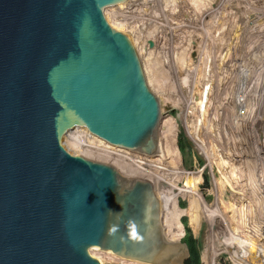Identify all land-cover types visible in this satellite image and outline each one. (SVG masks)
<instances>
[{"label": "water", "instance_id": "obj_1", "mask_svg": "<svg viewBox=\"0 0 264 264\" xmlns=\"http://www.w3.org/2000/svg\"><path fill=\"white\" fill-rule=\"evenodd\" d=\"M169 2L0 0V264H186L153 83Z\"/></svg>", "mask_w": 264, "mask_h": 264}, {"label": "rangeland", "instance_id": "obj_2", "mask_svg": "<svg viewBox=\"0 0 264 264\" xmlns=\"http://www.w3.org/2000/svg\"><path fill=\"white\" fill-rule=\"evenodd\" d=\"M202 1L199 3L198 0H170L167 9L169 11L166 10L164 12L163 25L159 30L156 67L153 76L154 90H156L155 92L158 94L161 103L162 123L166 129L169 119L172 118L178 130L177 145L182 174L176 183L177 190L181 192L178 196L176 195V204L179 209L186 211V215L179 220L185 230V235L181 240L185 242L189 239H196L199 242L203 264H237L238 262L239 264H264V218L262 217L264 209L256 208L258 204L264 203V138L262 137L264 131V0H215L216 2L214 1V4L210 5L211 7L207 9L204 16L203 9L198 6L201 5L204 8L205 1ZM241 4L244 6L250 5L252 12L248 13L246 10H241ZM232 5H235L234 8ZM229 6L232 7V10ZM246 7L248 8V6ZM220 18L222 19L220 20ZM240 33L245 37V44H236L237 36ZM163 35L165 36L162 37ZM242 39L244 38L240 37L239 40ZM222 46H224L223 52L221 50ZM234 47L236 50L237 47H240L237 51L238 53L235 52ZM231 48L233 49L232 51ZM252 49L255 51L254 53ZM234 52L236 56H239L237 59L239 63L234 61V59L233 61L231 60ZM251 54H256V59L250 60L251 65L247 61L243 62L248 60L249 56L251 58ZM243 63L246 65H243ZM237 64L240 65L237 67ZM244 69L247 70L246 74H244L246 72ZM172 70L175 72L179 71L178 79H170L169 72H172ZM185 70L188 72V80L186 82L182 78ZM239 72L241 73L240 77H238ZM235 79H238V83ZM230 82L234 83L238 88H235V90L228 89L227 84ZM202 83L206 84L204 95L207 93L209 100L213 102L209 101L212 104V109L210 111L211 115L207 118H205L207 111L204 106L208 105L209 107L211 104L209 105L208 102L206 105H200L202 98H192L196 90L195 85H201ZM203 88L204 86H202ZM160 91H162V95ZM196 94H198V91ZM200 94L202 96L203 93L200 91ZM200 94H198V97H201ZM220 98H224L223 107L221 106L222 100L220 101ZM259 98L262 99L259 101ZM188 101L193 105H189ZM203 101H206V97ZM218 101L219 104H217ZM236 101L239 102V106ZM244 105L247 107H244ZM229 111H233V115H235L229 117L231 116L228 114ZM219 116L223 118L219 119L220 124L217 121ZM232 119H235V122ZM200 120L205 124H203L204 134L202 133V137L207 140L211 138L208 140L210 144L213 142L214 145V142L222 141V139L224 141L227 140L225 131L230 129L226 125L228 124L227 122L231 123V128H235L233 130L241 134V136L240 134L238 136L237 133H234L236 138L234 135L228 134V136H234L232 138L235 141L231 140V138H229L231 141L227 140L230 144H227V149L229 148L228 155H220L221 158L210 151L211 157L208 158V153H204V150L202 149V151L201 147L190 138L189 130L192 132L195 129L202 131ZM245 122L246 124L248 123V126H245ZM246 129L251 131L252 139L247 138ZM223 130L225 131L223 132ZM221 133H225V136ZM209 143L207 148H212L213 145L211 146ZM245 146L248 147L245 148ZM245 151L248 153H245ZM230 155L233 156L231 157ZM239 156L240 158H238ZM256 157L258 158L254 159ZM224 158L227 161L224 162ZM219 160L222 162L221 168H218L217 163ZM256 179L258 180L257 182H255ZM255 186L260 191L259 196L255 193ZM226 187L234 188V190L227 192L225 190ZM217 188L221 189L218 193L219 196L216 194ZM226 193L227 196L224 201H229V197L232 196L236 206L243 213V218L240 222L235 223L243 236L236 241V244L241 247L234 250L233 253L227 252L225 247L223 248L214 242L211 236L226 213V208L221 202L220 196ZM261 207L264 208V206ZM241 223L244 226L243 228H240Z\"/></svg>", "mask_w": 264, "mask_h": 264}, {"label": "bare ground", "instance_id": "obj_3", "mask_svg": "<svg viewBox=\"0 0 264 264\" xmlns=\"http://www.w3.org/2000/svg\"><path fill=\"white\" fill-rule=\"evenodd\" d=\"M202 0H198V2L200 3ZM229 1V0H228ZM202 2H204V1H202ZM216 2V1H215ZM218 2V1H217ZM225 2H227V1H225ZM224 3V2H223ZM222 3V4H223ZM169 4H170V2H169ZM202 4V3H201ZM204 4V3H203ZM214 4V3H213ZM217 4V3H216ZM222 4H221V6H222ZM245 4V3H244ZM251 4V3H250ZM228 5V4H227ZM197 6V5H196ZM198 6H200L201 7V9H203V16L205 15V12H207V9L209 8V7H211L212 6V4H211V6H209L208 8H206V9H204L205 8V6H204V8H202L203 6H201V5H198ZM233 6V5H232ZM235 6V5H234ZM234 6H233V8H234ZM240 6V5H239ZM246 6H248V8L246 7ZM250 5H242L241 4V10H246L248 13H251L252 12V8L251 7H249ZM224 7H225V5H224ZM230 7V6H229ZM221 8H223V7H221ZM220 8V9H221ZM232 7H230V9H231ZM197 9H199V8H197ZM200 9V10H201ZM228 9V8H227ZM191 10V9H190ZM199 10V11H200ZM225 10V9H224ZM232 10V9H231ZM167 11H169V10H167ZM193 11V10H192ZM198 11V12H199ZM235 11V10H234ZM197 12V11H196ZM226 12V11H225ZM237 12H238V10H237ZM167 14H168V12H167ZM199 14V13H198ZM219 15V14H218ZM202 16V17H203ZM214 16V15H213ZM212 16V17H213ZM186 17H187V15H186ZM192 17V16H191ZM201 17V16H200ZM207 17V16H206ZM198 18V17H197ZM223 18V17H222ZM222 18H220V20L222 19ZM194 19H195V17H194ZM193 19V20H194ZM209 19V18H208ZM200 20V19H199ZM201 21V20H200ZM204 23V22H203ZM209 24H211V23H209ZM213 24V23H212ZM163 25V24H162ZM182 25V24H181ZM189 25V24H188ZM187 25V26H188ZM192 26V25H191ZM195 26V25H194ZM203 26V25H202ZM217 26V25H216ZM182 27V26H181ZM183 28H184V26H183ZM186 28V27H185ZM208 28V27H207ZM181 29V28H180ZM188 31H189V29H187ZM205 30V29H204ZM249 30V29H248ZM181 31V30H180ZM187 33V32H186ZM183 34V33H182ZM184 34H185V32H184ZM206 34H207V31H206ZM210 34H211V32H210ZM209 34V35H210ZM242 34L240 33V35L239 36H237L238 38H237V41H236V44L237 43H241V44H243L244 43V40H245V37H244V35H242ZM165 35H163L162 37H164ZM184 36H186V35H184ZM240 37L241 38H244V39H242V40H239L240 39ZM190 38V37H189ZM186 39V38H185ZM248 41V40H247ZM224 42V41H223ZM164 43V42H163ZM207 43H209L208 41H207ZM235 43V42H234ZM248 43H250V42H248ZM229 44V43H228ZM245 44V43H244ZM247 45V44H246ZM250 45V44H249ZM227 46H229V45H227ZM223 47L224 46H222V48H221V50L223 49ZM235 48V47H234ZM242 48V47H241ZM182 49H183V47H182ZM238 49H240V47H237V50H236V48L234 49V50H236L235 52L236 53H238L237 51H238ZM254 49V48H253ZM253 49H252V52L254 53L255 51H253ZM179 50V49H178ZM177 50V51H178ZM181 50V49H180ZM233 49L231 48V51H232ZM248 50V49H247ZM182 51V50H181ZM245 51V50H244ZM250 51V50H249ZM261 51V50H260ZM179 52V51H178ZM221 52V51H220ZM222 52H223V50H222ZM234 52V54H233V56H232V61H233V59H234V61H237V59H238V57L239 56H236V53ZM243 52V51H242ZM246 52H248V51H246ZM245 52V53H246ZM256 52H258V51H256ZM232 53V52H231ZM230 53V54H231ZM241 54H243V53H241ZM179 55V54H178ZM247 55V54H246ZM245 55V56H246ZM252 56H251V58H250V56H249V58H248V60H245V58H243L245 61H243V62H248V63H250V60H254V59H256V54H251ZM177 56V55H176ZM180 57V56H179ZM230 57V56H229ZM243 57H244V55H243ZM242 59V58H241ZM179 60V59H178ZM239 61V60H238ZM237 61V62H238ZM241 61V60H240ZM256 61V60H255ZM191 62V61H190ZM189 62V63H190ZM173 63V62H172ZM189 63H187V64H189ZM236 63V62H235ZM239 63V62H238ZM245 63H243V65H244ZM170 65V64H169ZM174 65L176 66V64L174 63ZM240 65V64H239ZM238 64H237V67L239 66ZM246 65V64H245ZM249 65H251V63L249 64ZM188 66V65H187ZM194 66V65H193ZM252 67V66H251ZM167 68H169V67H167ZM246 68V67H245ZM235 69V68H234ZM237 69V68H236ZM248 69V68H247ZM251 69V68H250ZM192 70V69H191ZM206 70V69H205ZM209 70V69H208ZM207 70V71H208ZM206 71V72H207ZM211 71V70H210ZM244 71H246V72H244V74H246L247 73V70L246 69H244ZM159 72V71H158ZM178 73H179V71H177V72H175L174 70H172V72H169V76H170V79H176L177 77H178ZM250 74V73H249ZM184 77H182V78H184L185 79V82L188 80V72H187V70H185L184 71ZM157 76V75H156ZM241 76V73L239 72V75H238V77H240ZM247 76V75H246ZM264 76V75H263ZM187 77V78H186ZM179 78V77H178ZM177 78V79H178ZM249 79V78H248ZM168 80V79H167ZM236 80V82L238 81V79H235ZM182 82V81H181ZM231 83V82H230ZM230 83L229 84H227V87H228V89H234L235 90V88H238L237 86H235V84L234 83H231V85H230ZM238 83V82H237ZM168 84V83H167ZM177 84V83H176ZM196 84V83H195ZM203 84V83H202ZM195 85L196 86V90L194 91L195 92V94H194V97H192V98H195V97H197V99L198 98H202V102L200 101V99H199V101L201 102V103H199L200 105H206V103H208L210 100V98H208V96H207V93L204 95V90L206 89L205 88V86H206V84H203V85ZM162 85V84H161ZM182 85V84H181ZM184 85H185V83H184ZM189 85V84H188ZM176 86V85H175ZM202 86H204V88L202 89ZM162 87V86H161ZM166 87H167V85H166ZM182 87V86H181ZM155 88V87H154ZM195 88V87H194ZM167 89V88H166ZM170 90V89H169ZM156 91V90H155ZM163 91V90H162ZM162 91H160V94L162 93ZM177 91V90H176ZM182 91V90H181ZM198 91V94H200V91L203 93L202 94V96H201V94H200V96L201 97H198V94H196V92ZM183 92V91H182ZM256 92V91H255ZM164 93V92H163ZM162 95V94H161ZM188 95V94H187ZM206 97V101L204 102L203 100H204V98ZM187 99V98H186ZM196 99V100H197ZM208 99V100H207ZM215 99V98H214ZM224 99V98H223ZM223 99H221L220 98V101L222 100V102H221V106H222V103H224L223 102ZM238 99V98H237ZM240 99V98H239ZM262 98H259V101L261 100ZM190 100V99H189ZM195 100V101H196ZM264 100V99H263ZM168 101H169V99H168ZM172 101V100H171ZM170 101V102H171ZM194 101V102H195ZM216 101V100H215ZM238 101V100H237ZM236 101V102H237ZM189 102V101H188ZM211 102V101H210ZM209 102V105L211 104V103H213V102H211L210 103ZM247 102V101H246ZM186 103V102H185ZM238 103L239 102H237V105H238ZM179 104V103H178ZM187 104V103H186ZM189 105H193L192 103H188ZM187 104V105H188ZM216 104V103H215ZM217 104H219V101L217 102ZM177 105V104H176ZM226 105V104H225ZM233 105H234V102H233ZM236 105V106H237ZM243 105V104H242ZM247 105V104H246ZM173 106V105H172ZM219 106V105H218ZM231 106V105H230ZM235 106V105H234ZM239 106V105H238ZM259 106V105H258ZM264 106V105H263ZM205 107V109H206V111H207V114H205L206 116H205V118H207L208 116H210L211 114H210V111H211V107H212V104L208 107V105L207 106H204ZM223 107V106H222ZM233 107V106H232ZM244 107H247V106H245L244 105ZM261 107V106H260ZM208 108V109H207ZM216 108H217V106H216ZM234 108V107H233ZM236 108V107H235ZM238 108V107H237ZM240 108V107H239ZM251 108V107H250ZM257 108H259V107H257ZM264 108V107H263ZM262 108V109H263ZM222 109V108H221ZM224 109V108H223ZM228 109V108H227ZM231 109V108H230ZM244 109V108H243ZM261 109V108H260ZM217 110V109H216ZM226 110V109H225ZM229 110V109H228ZM248 110V109H247ZM182 111V110H181ZM218 111V110H217ZM240 111V110H239ZM224 112V111H223ZM222 112V113H223ZM244 112V111H243ZM219 113V112H218ZM233 111H229V115H231V116H229V117H232V115H233ZM237 113H238V111H237ZM239 113H241V112H239ZM247 113V112H246ZM250 113V112H249ZM217 114V113H216ZM224 114H226V113H224ZM224 114H223V116H224ZM245 114V113H244ZM204 115V114H203ZM222 115V114H221ZM227 115V114H226ZM235 115V114H234ZM233 115V116H234ZM249 115V114H248ZM257 115V114H256ZM259 115H262V114H259ZM214 116V115H213ZM217 116V115H216ZM237 116V115H236ZM251 116V115H250ZM239 117V116H238ZM247 117V116H246ZM204 118V117H203ZM204 118V119H205ZM212 118H215V117H212ZM221 117L219 116V118H218V122L220 121L219 119H220ZM226 118V117H225ZM240 118V117H239ZM221 119H223V118H221ZM235 119H236V117H235ZM235 119H232V120H234V122H235ZM245 119V118H244ZM258 119V118H257ZM256 119V120H257ZM192 120V119H191ZM230 120V119H229ZM188 121H189V119H188ZM201 121V120H200ZM205 121H206V119H205ZM208 121V120H207ZM212 121V120H211ZM222 121V120H221ZM224 121V120H223ZM238 121H239V119H238ZM209 122H210V120H209ZM217 122V123H218ZM201 123H202V125H201V128H202V131H198V130H196L195 129V131H194V125H193V122L191 123L192 124V129H193V131L194 132H192V131H190L189 130V136H190V138L196 143V144H198L199 145V147H201V150L203 149L204 150V153H208V158H210L211 156V152L212 153H214V154H216V155H221V156H223V155H228V153H229V148L227 149V144L228 145H230L228 142L229 141H227V140H230L229 138H231V140H233V138L232 137H234L235 136V138H236V134L234 135V133H237L238 134V136H239V134L240 133H238L236 130H233V128L234 127H232L231 128V123L230 122H227L228 124H226L227 125V127H230V129L229 130H227L226 129V131L225 130H223V132L225 131L226 133H227V140H223L222 139V141H219V142H214V145H213V142H211L212 144H210L209 143V141L208 140H210V139H206L205 137H202L203 135H202V133H203V122L201 121ZM233 123V122H232ZM239 123H240V121H239ZM244 123V122H243ZM191 124H190V126H191ZM219 124H220V122H219ZM219 124H218V127H219ZM222 124V123H221ZM264 124V123H263ZM205 125V124H204ZM233 125V124H232ZM240 125V124H239ZM255 125V124H254ZM190 126H189V128H190ZM210 126V125H209ZM245 126H248V123L246 124V122H245ZM245 126H243V127H245ZM200 127V126H199ZM252 127V126H251ZM264 127V126H263ZM211 128H213V127H211ZM247 128V127H246ZM191 129V130H192ZM218 129V128H217ZM235 129V128H234ZM245 129V128H244ZM261 129H262V127H261ZM249 129H246V132H247V138L249 137L250 139H252V136H251V131L249 130ZM219 131V130H218ZM217 131V133H219ZM221 131H222V128H221ZM220 131V132H221ZM209 132V131H208ZM209 133H211V132H209ZM242 133V132H241ZM245 133V132H244ZM256 133V132H255ZM261 133V132H260ZM177 134H178V130H177V127H176V131H175V135H176V139H177ZM204 134V133H203ZM222 134V133H221ZM225 134V133H224ZM224 134H222V135H224ZM228 134L230 135V134H232V135H234V136H228ZM255 135H257V134H255ZM209 136V135H208ZM211 136H214V135H211ZM210 136V137H211ZM217 136V135H216ZM219 136V135H218ZM225 136V135H224ZM240 136H241V134H240ZM243 136V135H242ZM262 136V135H261ZM263 138H264V131H263V136H262ZM164 138H165V141L166 142H168V143H172L173 142V134H172V129L170 128V126H169V124H168V126L166 127V129H165V135H164ZM217 138V137H216ZM223 138V137H222ZM242 138V137H241ZM206 139V140H205ZM218 139H219V137H218ZM217 139V140H218ZM224 139H225V137H224ZM239 139V138H238ZM244 139V138H243ZM216 140V139H215ZM230 140V141H231ZM253 140H254V138H253ZM234 141V140H233ZM249 141V140H248ZM252 141V140H251ZM235 142V141H234ZM256 142V141H255ZM264 142V141H263ZM208 143H209V145H213V147L210 149L209 147V151H208V148H207V146H208ZM226 145H225V144ZM241 144V143H240ZM245 144V143H244ZM249 144V143H248ZM238 145V144H237ZM242 145H243V143H242ZM241 145V146H242ZM175 147L177 148V150L179 151V149H178V145H177V140H176V142H175ZM230 147V146H229ZM246 147H248V146H245V148ZM231 148H232V145H231ZM252 148V147H251ZM250 148V149H251ZM233 149V148H232ZM237 149V148H236ZM235 149V150H236ZM202 150V151H203ZM240 150H241V148H240ZM211 151V152H210ZM237 151H239V150H237ZM244 151V150H243ZM242 151V152H243ZM247 151V150H246ZM245 151V153H248V152H246ZM249 151V150H248ZM216 152V153H215ZM241 152V151H240ZM240 152H238L239 154H240ZM179 153V152H178ZM256 153V152H255ZM258 154H259V152H258ZM238 155V154H237ZM220 156V157H221ZM231 156V155H230ZM229 156V157H230ZM233 156V155H232ZM231 156V157H232ZM243 156V155H242ZM252 156V155H251ZM228 157V156H227ZM227 157H226V159H227ZM253 157V156H252ZM215 158V157H214ZM222 158V157H221ZM238 158H240V156L238 157ZM244 158V157H243ZM258 157H256V158H254V159H257ZM252 160V159H251ZM223 161V160H222ZM225 161H227V160H225V158H224V162ZM261 161V160H260ZM232 162V161H231ZM262 162V161H261ZM218 168H221L222 166V162H220V160L218 161ZM223 164H225V163H223ZM250 164V163H249ZM263 166H264V164H263ZM258 180L256 179V181L255 182H257ZM263 181H264V179H263ZM256 188H255V190H256V194H257V196H259L260 195V191L257 189V186H255ZM217 190V192H216V194L218 195V193H219V191L221 190L220 188H217L216 189ZM225 190L227 191V192H229V191H232V190H234V188H231V187H226L225 188ZM179 194H181V192L179 193ZM177 196H178V194H177ZM219 196V195H218ZM221 196V202L224 204V207L226 208V213H225V215L223 216L224 218L221 220V221H219V223H218V227H217V229H216V231L214 232V234L213 235H211L212 236V239L214 240V242H216L217 244H219L221 247H225V250L227 251V252H229V253H233V251L234 250H236L237 248H239V247H241V246H239L238 244H236V241L238 240V239H240V238H242L243 236H242V233L240 232V230L238 229V226H236L235 225V223L236 222H240V220L243 218V213L240 211V209L236 206V204H235V202H234V198H232V196L231 197H229V201H227V202H225L224 201V199L226 198V196H227V193L226 194H224V195H220ZM223 197V198H222ZM175 205H176V208H177V210L180 212V214L178 215V220H177V223H178V225L180 226V228H181V235H180V239L181 238H183V227L181 226V224H180V222H179V220H180V215H181V210L178 208V206H177V204H176V198H175ZM261 206H264V203H260V204H258L257 206H256V208H258V209H264V208H262ZM234 210H236V211H234ZM253 217V216H252ZM262 217L264 218V211H262ZM242 224V223H241ZM244 226H243V224L242 225H240V228H243ZM250 227V226H249ZM252 227V226H251ZM251 229H253V228H251ZM248 237V236H247ZM245 238V237H244ZM246 241V240H245ZM238 243V242H237ZM215 245V244H214Z\"/></svg>", "mask_w": 264, "mask_h": 264}, {"label": "trees", "instance_id": "obj_4", "mask_svg": "<svg viewBox=\"0 0 264 264\" xmlns=\"http://www.w3.org/2000/svg\"><path fill=\"white\" fill-rule=\"evenodd\" d=\"M181 210V215L180 218L183 217L184 215H186V211L185 210ZM181 224V223H180ZM182 226V225H181ZM191 226V224H190ZM183 227V226H182ZM185 235V230L183 228V237ZM190 248V257L189 259L186 261V264H203L202 263V258H201V250H200V244L196 239H189L188 241H185ZM239 264V262L237 263Z\"/></svg>", "mask_w": 264, "mask_h": 264}]
</instances>
